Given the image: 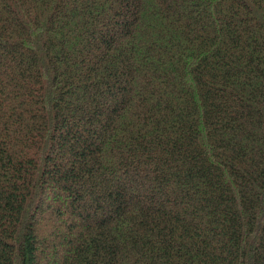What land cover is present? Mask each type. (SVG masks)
<instances>
[{"label":"trees","instance_id":"16d2710c","mask_svg":"<svg viewBox=\"0 0 264 264\" xmlns=\"http://www.w3.org/2000/svg\"><path fill=\"white\" fill-rule=\"evenodd\" d=\"M0 264H264V0H0Z\"/></svg>","mask_w":264,"mask_h":264}]
</instances>
